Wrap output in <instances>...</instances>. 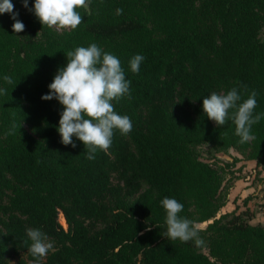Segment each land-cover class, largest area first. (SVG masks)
<instances>
[{
    "label": "trees",
    "instance_id": "trees-1",
    "mask_svg": "<svg viewBox=\"0 0 264 264\" xmlns=\"http://www.w3.org/2000/svg\"><path fill=\"white\" fill-rule=\"evenodd\" d=\"M11 2L25 29L13 33L0 15V264H33L29 228L54 245L41 264H264V224L248 211L218 217L238 177L199 153L233 148L264 167V116L241 144L231 119L217 127L202 109L205 96L236 87L241 102L255 91L254 114H264V0H90L77 9L82 23L60 31L28 10L35 0ZM92 43L131 82L130 98L112 103L133 128L89 160L75 137V148L60 142L63 107L41 97L65 54ZM165 197L183 205L202 247L162 236Z\"/></svg>",
    "mask_w": 264,
    "mask_h": 264
},
{
    "label": "clouds",
    "instance_id": "clouds-1",
    "mask_svg": "<svg viewBox=\"0 0 264 264\" xmlns=\"http://www.w3.org/2000/svg\"><path fill=\"white\" fill-rule=\"evenodd\" d=\"M28 9V0H21ZM90 3V0H35L29 11L49 29L75 30L82 23V16L77 9ZM117 9V14H122ZM9 14L13 20V33H22L25 25L18 19L19 13L14 11L11 0H0V15ZM66 66L59 68L53 81L48 85L49 92L42 100L56 99L63 107L57 131L60 142L75 148L73 137L83 143L87 150V159H95L98 150L108 152L112 144L115 130L121 135H128L133 128L127 115L114 111L113 101L119 102L123 97L130 98V81L126 79L120 60L103 51L97 44L88 47H78L66 54ZM145 58L137 54L130 60L133 73H138ZM5 83L11 85L13 80L5 75ZM0 94L7 90L0 88ZM257 93L252 91L247 99L242 100L240 91L234 87L227 94L212 92L203 98L202 109L207 118L217 127L224 126L229 119L236 125L235 132L240 143L254 139L252 126L257 124L264 114H254L257 107ZM229 110H235L231 117ZM161 205L166 211L167 230L162 236L167 240H179L182 243L194 242L196 247H202L204 240L200 238L195 222L182 217L179 213L183 205L174 198L165 197ZM27 236L31 245L27 251L34 258L33 264H41L54 247L48 237L39 229L29 228Z\"/></svg>",
    "mask_w": 264,
    "mask_h": 264
},
{
    "label": "rangeland",
    "instance_id": "rangeland-1",
    "mask_svg": "<svg viewBox=\"0 0 264 264\" xmlns=\"http://www.w3.org/2000/svg\"><path fill=\"white\" fill-rule=\"evenodd\" d=\"M203 159L220 163L234 179V185L230 189L229 201L220 210L218 217L228 211H248L252 216V223L264 222V167L250 160L236 149H229L225 152L209 146L199 149ZM61 223L67 227L63 214H60ZM208 222L199 223L198 227L205 228Z\"/></svg>",
    "mask_w": 264,
    "mask_h": 264
},
{
    "label": "built area",
    "instance_id": "built-area-1",
    "mask_svg": "<svg viewBox=\"0 0 264 264\" xmlns=\"http://www.w3.org/2000/svg\"><path fill=\"white\" fill-rule=\"evenodd\" d=\"M263 212H264V209H263Z\"/></svg>",
    "mask_w": 264,
    "mask_h": 264
},
{
    "label": "crops",
    "instance_id": "crops-1",
    "mask_svg": "<svg viewBox=\"0 0 264 264\" xmlns=\"http://www.w3.org/2000/svg\"><path fill=\"white\" fill-rule=\"evenodd\" d=\"M264 224V222H262Z\"/></svg>",
    "mask_w": 264,
    "mask_h": 264
}]
</instances>
